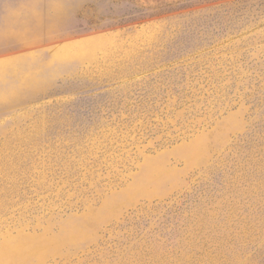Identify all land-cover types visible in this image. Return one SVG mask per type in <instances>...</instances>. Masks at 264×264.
Segmentation results:
<instances>
[{"label":"rangeland","instance_id":"obj_1","mask_svg":"<svg viewBox=\"0 0 264 264\" xmlns=\"http://www.w3.org/2000/svg\"><path fill=\"white\" fill-rule=\"evenodd\" d=\"M0 264H264V0H0Z\"/></svg>","mask_w":264,"mask_h":264}]
</instances>
